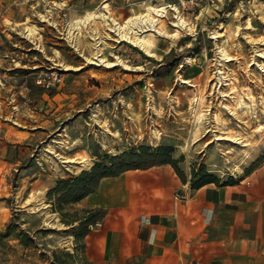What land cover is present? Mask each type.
<instances>
[{
  "label": "rangeland",
  "instance_id": "1",
  "mask_svg": "<svg viewBox=\"0 0 264 264\" xmlns=\"http://www.w3.org/2000/svg\"><path fill=\"white\" fill-rule=\"evenodd\" d=\"M147 4L166 6L0 0V113L8 112L0 119L18 125V113L33 129L48 120L22 167L8 174L0 167V264H82L76 233L84 210L55 203L58 194L48 193L43 178L78 175L140 145H171L221 179L264 164V0H219L195 13L171 2L191 27L174 25L172 7L166 16L153 14L156 26L136 28L153 55L120 40L112 21L110 28L97 16L86 20L104 11L124 24ZM27 26L35 36L24 35ZM220 49L230 57L224 64ZM103 57L117 64L104 65ZM57 72L61 80L52 79Z\"/></svg>",
  "mask_w": 264,
  "mask_h": 264
},
{
  "label": "crops",
  "instance_id": "2",
  "mask_svg": "<svg viewBox=\"0 0 264 264\" xmlns=\"http://www.w3.org/2000/svg\"><path fill=\"white\" fill-rule=\"evenodd\" d=\"M15 117L18 125L0 119L4 174L22 167L34 138L47 131V119L33 129L27 117ZM148 153L70 202L95 213L82 238V264H264V164L241 177L209 171L215 178H203L171 145ZM42 180L48 190L57 184Z\"/></svg>",
  "mask_w": 264,
  "mask_h": 264
},
{
  "label": "trees",
  "instance_id": "3",
  "mask_svg": "<svg viewBox=\"0 0 264 264\" xmlns=\"http://www.w3.org/2000/svg\"><path fill=\"white\" fill-rule=\"evenodd\" d=\"M172 52L173 49L169 54ZM163 64H161L160 68L164 67ZM150 148L152 147L149 145H140L138 148L131 151H123L120 154L112 155L109 160L110 164H95L91 169L82 170L78 175L60 177L57 179L56 186L50 188L48 193L58 194L57 202H55L58 203V205L76 201L94 188L100 176L118 172L128 165L134 164L139 161L142 156L149 154L148 151ZM201 172H205L203 178L207 176L215 178V176L210 174L205 168L201 169ZM55 208L57 207L55 206ZM84 213L83 217L78 218L80 220L81 230L76 233L77 236H82V238L87 230L90 229L89 224L93 220L95 214L90 210H84ZM53 262L55 263L56 261L53 260Z\"/></svg>",
  "mask_w": 264,
  "mask_h": 264
},
{
  "label": "bare ground",
  "instance_id": "4",
  "mask_svg": "<svg viewBox=\"0 0 264 264\" xmlns=\"http://www.w3.org/2000/svg\"><path fill=\"white\" fill-rule=\"evenodd\" d=\"M165 5L166 6L155 7L152 4H147L144 12H141L135 16L129 17L124 24H120V23L116 22L108 13H106L104 11H99L98 13L97 12L90 13L87 16L86 20H88V21L92 20L93 18H95L97 16V17L101 18L108 27H110V24H111L110 21H112L114 24V27H112V28L110 27V28L112 30L116 31L120 40H125V41H128L134 45H137L141 49H143L146 53H148L149 55H153L146 45L147 40L144 39L143 37H140V34L138 33V30L136 28L140 27L143 24L145 26H146V24H148V25L150 24L153 27L156 26L160 19L155 18L153 14H155L156 16H159V17L166 16L168 14V11H169L168 8L173 6V4H169V3L165 4ZM172 9H174L175 12L178 13L175 16L178 20L177 23L174 24L175 26H179L180 28H183V27L191 25V24L189 25V23L186 21V19L184 18L185 16L182 17L180 15L181 10L179 9V6H177L175 4V7H172ZM23 32H24V35L27 37L35 36V30L33 28L28 27V26L25 27ZM210 34H211V37H214L215 39H218L219 36L221 35V33L218 29H212L210 31ZM173 36L175 37L176 34H174ZM220 54H221L220 64H224V61L230 59L229 55L227 54V52L224 49H220ZM117 60L119 61V63H122V61L119 58H117ZM188 60H190L189 57H188ZM91 61L92 60H89V62H91ZM99 61L102 64L108 65V66H112V65L117 64L116 62H114V63L110 62L109 59H107L106 57L100 58ZM219 73L223 74L222 70H220V68H219ZM180 79H182V82H188L187 80H184L183 78H180ZM219 81L221 83L220 84V87H221L223 82L221 79ZM220 87L218 88V90H220ZM225 107H228V105L226 104ZM248 109H249V107H248ZM202 118H203V114H200V113L197 114L196 122L197 123L201 122ZM155 138L157 140L159 139V137L157 135H155ZM48 150L54 151L52 147L49 148ZM80 164L84 168H88L90 166V163L88 160H84Z\"/></svg>",
  "mask_w": 264,
  "mask_h": 264
},
{
  "label": "built area",
  "instance_id": "5",
  "mask_svg": "<svg viewBox=\"0 0 264 264\" xmlns=\"http://www.w3.org/2000/svg\"><path fill=\"white\" fill-rule=\"evenodd\" d=\"M159 1L160 3L163 2L164 4H171V2H175L176 0H156ZM219 0H177V3L179 6H182L184 8V11L186 10L188 13H195L197 9L199 11L202 10L203 7L207 5H215ZM51 75L49 74V77ZM46 80V77H44ZM52 79L53 80H61V77H59V73H54L52 74ZM38 81H43V78H39ZM51 83V79L48 80L47 85ZM94 224H90V228H92Z\"/></svg>",
  "mask_w": 264,
  "mask_h": 264
}]
</instances>
